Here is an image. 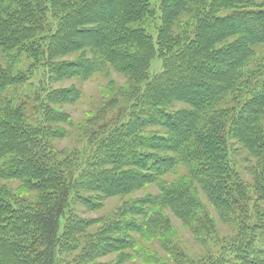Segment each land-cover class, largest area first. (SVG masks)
Returning a JSON list of instances; mask_svg holds the SVG:
<instances>
[{
    "label": "trees",
    "instance_id": "trees-1",
    "mask_svg": "<svg viewBox=\"0 0 264 264\" xmlns=\"http://www.w3.org/2000/svg\"><path fill=\"white\" fill-rule=\"evenodd\" d=\"M24 53L28 70L0 65V95L43 77L35 124L0 99V180L19 184L0 185V264H63L74 249V264H127L148 245L153 264H169L157 246L174 264H264V0H0V55L14 68ZM112 71L127 81L59 147L80 91L53 85ZM151 185L160 194L126 200ZM114 198L112 222L84 217ZM165 210L213 251L175 248Z\"/></svg>",
    "mask_w": 264,
    "mask_h": 264
},
{
    "label": "rangeland",
    "instance_id": "rangeland-1",
    "mask_svg": "<svg viewBox=\"0 0 264 264\" xmlns=\"http://www.w3.org/2000/svg\"><path fill=\"white\" fill-rule=\"evenodd\" d=\"M262 1V0H260ZM147 32L149 35H151L154 40L157 39V24L156 23H148L147 24ZM16 54V53H15ZM1 61L0 65L3 67L4 70H10L14 69L13 74H17L20 72H24L29 69L32 59L24 53L20 59H16L15 65L13 68V59L4 58V56L0 55ZM71 60H76V55H72L69 57ZM152 71H159L162 68V64L158 59H155L152 63ZM125 76H121L115 71H112L110 76H107L105 74H97L96 76L89 78V79H83V78H72L71 80H65L63 82H57L55 85H53L54 88L58 89L60 87L63 88H71L72 86L76 87L80 91V98L73 103L66 104L64 106V109L67 111V113L70 115L74 122V126L71 127L68 130V134H66V137L59 141L58 146L59 147H71L76 144V142L80 143L79 138V130L77 131V125L82 123L86 118L87 115H96L100 113L103 106V96L104 91L108 89V86L112 88V81H114L116 84L115 87L122 86L127 80ZM32 85L26 87H18L17 89L5 92L0 95V99L2 100H8L10 101L13 106H21L23 107L29 117L32 124H35L39 120V115L35 114V106L38 105L37 102V93L41 91V88L39 86L42 85L43 77L41 73H38L37 76H35L32 79ZM45 87H47V79L44 80ZM128 115H120V119H127ZM119 119V115L115 113L108 114L104 121H107L108 123L114 121H117ZM67 128H69L67 126ZM77 131V132H76ZM246 165V164H244ZM180 172L184 174V170L180 169ZM177 172V169L167 175L164 178V181L168 183V186H173V183L176 182L179 177L182 175ZM6 184H12V186L17 187L19 184L17 182L14 183H8L5 181L0 180V185ZM160 188L156 185H151L148 187H145L144 189L138 191L135 193L134 196H130L129 198H126V200L132 201L133 199L137 198H143L147 194H154L158 195L160 194ZM204 203L209 205V202L206 201L205 198H202ZM123 205V200L121 198H114L110 199L107 202L104 203V206L101 210L98 211H88L84 215V217L88 219H99L103 218L106 219L109 222H112L119 212L120 207ZM166 214L169 216L170 219V225L174 231L175 235L173 237V241L175 243V248H178L179 251H182L187 254L188 257L192 259H199L204 256H207L209 252L213 251V242L209 240L206 244L200 243L196 240V237L192 231V227L188 224V222L184 221L182 218L174 214L170 210H165ZM213 213L215 211L212 210ZM216 214V213H215ZM217 220V226H218V236L220 238H224L226 236H229V234H232V230L228 225H225L224 222L217 216L214 215ZM216 247V246H215ZM159 254L164 258L165 262L169 264H174L169 256L163 250L156 247ZM149 249L154 250L153 247L148 245V249H146V252H150ZM144 250L134 247L129 250L130 259L127 262V264H153V262L150 259V256L148 253H146ZM81 256V250H72L67 253L63 254L62 262L63 264H74L73 261L76 259L78 260ZM116 256H108L107 258L102 259L101 261L103 263H111L116 261Z\"/></svg>",
    "mask_w": 264,
    "mask_h": 264
}]
</instances>
